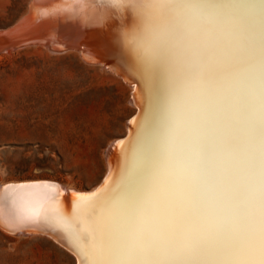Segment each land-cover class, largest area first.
Returning <instances> with one entry per match:
<instances>
[{
    "label": "bare ground",
    "instance_id": "bare-ground-1",
    "mask_svg": "<svg viewBox=\"0 0 264 264\" xmlns=\"http://www.w3.org/2000/svg\"><path fill=\"white\" fill-rule=\"evenodd\" d=\"M193 2L202 7L149 13L138 0H29L28 13L0 29V51L78 50L132 85L136 106L127 135L105 147L106 173L90 190L49 179L0 183L1 230L47 235L76 264H93L94 244L119 241L132 228L134 199L150 215L163 194L179 199L186 184H201L208 167L231 180L213 188L201 213L237 235L253 227L229 194L236 184L258 190L264 0Z\"/></svg>",
    "mask_w": 264,
    "mask_h": 264
},
{
    "label": "rangeland",
    "instance_id": "rangeland-1",
    "mask_svg": "<svg viewBox=\"0 0 264 264\" xmlns=\"http://www.w3.org/2000/svg\"><path fill=\"white\" fill-rule=\"evenodd\" d=\"M28 2L0 0V29ZM78 52L43 45L0 51V183L49 179L90 190L103 179L104 149L124 136L136 110L133 88ZM50 238L0 229V264H74V255Z\"/></svg>",
    "mask_w": 264,
    "mask_h": 264
},
{
    "label": "snow or ice",
    "instance_id": "snow-or-ice-1",
    "mask_svg": "<svg viewBox=\"0 0 264 264\" xmlns=\"http://www.w3.org/2000/svg\"><path fill=\"white\" fill-rule=\"evenodd\" d=\"M138 2L149 13L159 9L178 12L202 7L193 0ZM188 43L196 46L199 37L192 36ZM209 51L205 48L204 54ZM260 138L258 190L250 192L247 185L236 184L229 194L234 208L246 212L253 226L250 230L237 235L229 228L211 223L201 213L205 197L214 195L213 188L231 180L230 175L217 177L208 167L201 184H186L179 199L174 193L163 194L150 215L142 208V198L134 199L130 205L132 228L119 241L109 237L106 242L94 244L93 264H264V115H261ZM256 167V158L251 156L248 161L251 178H255ZM83 238L87 241L88 234Z\"/></svg>",
    "mask_w": 264,
    "mask_h": 264
},
{
    "label": "water",
    "instance_id": "water-1",
    "mask_svg": "<svg viewBox=\"0 0 264 264\" xmlns=\"http://www.w3.org/2000/svg\"><path fill=\"white\" fill-rule=\"evenodd\" d=\"M28 11L29 10H27L22 16H24V15H26L27 13H28ZM21 16V17H22ZM20 19V17L11 25V26H8V27H5L4 29H7V28H9V27H12V26H14L15 25V23L18 21ZM136 113V112H135ZM127 135V133L123 136V137H125ZM77 263V261H75L74 262V264H76Z\"/></svg>",
    "mask_w": 264,
    "mask_h": 264
}]
</instances>
